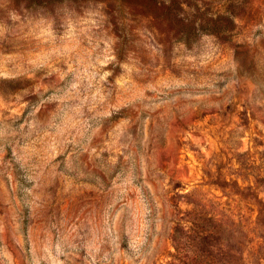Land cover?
Segmentation results:
<instances>
[{"label": "rangeland", "instance_id": "374dc122", "mask_svg": "<svg viewBox=\"0 0 264 264\" xmlns=\"http://www.w3.org/2000/svg\"><path fill=\"white\" fill-rule=\"evenodd\" d=\"M0 264H264V0H0Z\"/></svg>", "mask_w": 264, "mask_h": 264}]
</instances>
